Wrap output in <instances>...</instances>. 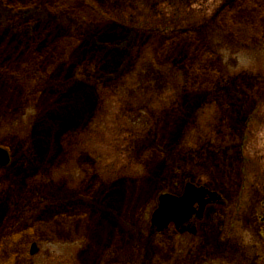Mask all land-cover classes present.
Segmentation results:
<instances>
[{"label":"rangeland","instance_id":"374dc122","mask_svg":"<svg viewBox=\"0 0 264 264\" xmlns=\"http://www.w3.org/2000/svg\"><path fill=\"white\" fill-rule=\"evenodd\" d=\"M136 2L0 0V245L20 218L37 246L16 264H174L150 218L192 183L223 199L195 223L207 264H264V0ZM253 101L240 155L218 150Z\"/></svg>","mask_w":264,"mask_h":264},{"label":"flooded vegetation","instance_id":"af4514ba","mask_svg":"<svg viewBox=\"0 0 264 264\" xmlns=\"http://www.w3.org/2000/svg\"><path fill=\"white\" fill-rule=\"evenodd\" d=\"M136 3H138L139 6L141 5V7L146 8L145 6H148V7L150 5L156 6V5H159L161 2H160V0H139ZM142 14L146 15V11L145 12L143 11ZM178 19L185 21V20H187L189 18L188 17H185L184 19H182L180 17V15H179ZM182 30H184V31H182ZM189 31H192V30H188L187 31V29H181V30H179V32H180L179 35H181V34L186 35V34L189 33ZM126 32H127V35H130L129 34V32H130L129 30L128 31L126 30ZM181 32H183V33H181ZM173 40H176V39H173ZM144 50H145V48L143 49V51ZM159 81H161V79ZM222 81H223V79H222ZM251 90H254V88H252ZM209 94L210 93H208V96H209ZM253 103H252L253 105H252L251 110L248 111V114L247 115L245 114V117H246L245 119L247 120V122L245 123V126L240 129V132L242 134H241V137L239 138V140H238L239 142L237 144H234L235 143V140L232 137L229 138V136H232L231 134L236 130L235 127H234V129L232 131L230 130V129L233 128L231 126L226 131H223L222 129L218 131V134L220 135V141H221L220 149H219L220 151L224 148L223 144L228 143V145L237 146L238 147V148H236L237 154H238V156L240 155V151H239V149H240V141H242L243 134H244L247 126H249V124H251V122H254V120L256 118V115H258V111L259 110L257 109V107H255L256 106L255 104L257 102L256 101H253ZM149 105H146L147 107L146 106L143 107L142 110H144V109L145 110L150 109L149 108ZM232 106L236 107V104H234ZM243 107H245V104L243 105ZM242 110L243 109H240V107H238V112H237L238 117L242 115V113H243ZM236 111L237 110H235L233 112V115L236 114ZM226 140H230V141H226ZM212 142L213 141H210L209 144L211 145ZM212 145H213V143H212ZM231 149H229V146H227L226 151H229ZM224 153H225V150H224ZM240 163L243 164L244 163V160L241 159L240 160ZM246 166H247V164L244 165V173H248V170L247 169L249 167H255L254 165H251L250 163H248V168H246ZM257 167L261 168L260 163L257 164ZM4 168H6V167H1L0 166V169H4ZM261 170L262 169L257 170V174L259 175V176H257V178L260 181H263L264 182V176L262 175V171ZM262 187H264V184L262 185ZM205 188L208 191H210V192H212L214 194H213V196L211 198L213 200H211V202H209L208 206H206V208H205L203 214L201 215V217H204L205 212H206V209L208 207H211L212 205H215V204H219L220 205V204L223 203L222 197H220L214 191L208 189L207 186H205ZM258 188H259L258 190L254 189V193H262V189L260 187H258ZM243 191H248V189L246 190V187H243V185H242V187H240L239 193L240 192H243ZM46 199H47V197H46ZM15 219H17V221H15V220L13 221L14 222L13 229H11L15 234H17L16 235L17 237L15 238V241L16 242L18 241V245L21 246V248L24 247L22 252H24V254H26V256H29V258H30L36 252V246L37 245L34 243V241L33 242H30V240H34L33 237L35 236V234H34L35 233V230H34V228L32 229L34 231H32L31 229L29 230L28 229V226H25L23 228L21 226L22 225V221L20 220V218H15ZM195 223H199V221L196 220V218H193L187 225L180 227L179 230H177V228L174 225H170L167 229H165L161 233H157V231H155L154 229H153V231L151 230V232H149V234L153 235L154 240L156 241V243L158 245L165 246V247H167L166 249H168V247H170V246L172 247V249L169 248L172 251V253L169 254L168 258H166V261H170V262L172 261V262H174V264H180L181 261H190L191 262L190 264H207L208 259H206L204 257V255H203V251H204V247H202L203 245L201 243H196V242H199L201 238L199 239V232H198L197 227L195 226ZM229 225L232 227L231 221H230ZM17 228L18 229H21V230H18V232H17ZM171 230H173V236L169 235V236L161 237V236H164L167 233L171 232ZM12 231H11V233H12ZM174 236L181 237V238L184 237V236H186V238L183 240V242L184 241H188L187 238H189V240L191 241V242H188L190 244V247L188 248V252L186 254V257L182 258V260H180V258H179L180 255H178V257H177L178 259H176V258L174 259V257H173V255H174V252L173 251H175L177 253V250H178L177 246H175V243L172 240L173 238H171V237H174ZM167 241H168L169 246H167ZM171 241H172V243H171ZM192 242H195L196 244L195 243H192ZM10 243L13 245L15 242L12 241V239H10V241L8 243L6 242V244L8 246H11V245H9ZM189 244L186 245L184 243L182 245H184V246L186 245V247H187ZM173 246H174V248H173ZM25 249H27V253H26V250ZM180 251H183L182 248H179V252ZM0 252H1V245H0ZM177 254H181V253H177ZM205 256L208 257V255H205ZM211 257H212V255H211ZM227 257L230 258V256H227ZM240 258H241V255L239 253L238 256H235V257H233L232 259L229 260V261H231L230 264H239V263H241V259ZM194 259H196V261H197L196 263L194 262ZM161 261H162L161 259H158V263H160ZM185 264H189V263H185Z\"/></svg>","mask_w":264,"mask_h":264},{"label":"water","instance_id":"95a60500","mask_svg":"<svg viewBox=\"0 0 264 264\" xmlns=\"http://www.w3.org/2000/svg\"><path fill=\"white\" fill-rule=\"evenodd\" d=\"M8 163L6 151L0 149V165ZM212 196L204 188H197L190 184L186 185L183 195H161L158 199L157 209L151 215V226L157 232H162L170 224L179 229L188 224L191 218L196 215L199 219L208 201L207 196ZM197 205V208L195 206Z\"/></svg>","mask_w":264,"mask_h":264},{"label":"trees","instance_id":"16d2710c","mask_svg":"<svg viewBox=\"0 0 264 264\" xmlns=\"http://www.w3.org/2000/svg\"><path fill=\"white\" fill-rule=\"evenodd\" d=\"M138 2V1H137ZM33 4L32 3H30V5L29 6H32ZM64 7H59V8H56V9H63ZM56 9H51L50 8V10H56ZM119 17H121L120 19H122V18H124L125 17V15L124 14H122L121 12L119 13ZM219 74V73H218ZM230 141V140H229ZM17 234H15L14 232L13 233H9V234H7L6 236L7 237H5L4 239H8V241H7V243L10 241V239H11V237L10 236H12V237H14V238H16L17 236H16ZM9 245H11V246H8L7 244L6 245H4V243L3 242H1V251H2V254H4L5 252L6 253H8V251H10L11 253H12V255H13V258L11 259V262L10 263H8V261H7V258H5V263H3V264H16V261L18 260V259H20L21 257H22V251H23V248H21V246H19V245H17L18 246V248L17 247H14V246H12V244L10 243ZM11 249L13 250V252L11 251ZM25 256H26V254H25ZM27 257V259L29 258V256H26ZM24 258V257H23Z\"/></svg>","mask_w":264,"mask_h":264}]
</instances>
